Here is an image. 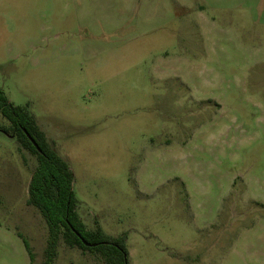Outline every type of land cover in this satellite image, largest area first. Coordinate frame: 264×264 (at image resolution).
<instances>
[{
    "label": "rangeland",
    "instance_id": "obj_1",
    "mask_svg": "<svg viewBox=\"0 0 264 264\" xmlns=\"http://www.w3.org/2000/svg\"><path fill=\"white\" fill-rule=\"evenodd\" d=\"M0 90L130 264H264V0H0ZM36 167L0 131V264H44Z\"/></svg>",
    "mask_w": 264,
    "mask_h": 264
},
{
    "label": "trees",
    "instance_id": "obj_2",
    "mask_svg": "<svg viewBox=\"0 0 264 264\" xmlns=\"http://www.w3.org/2000/svg\"><path fill=\"white\" fill-rule=\"evenodd\" d=\"M28 108L13 104L0 90V113L10 123L9 126L0 125V131L16 138L21 150H27L37 158V167L29 185L28 205L37 208L47 224L44 264L55 263L62 239L71 248L100 255L107 264H130L126 237L109 235L98 223L94 230L87 228L77 211L78 201L73 191L74 174L70 164L55 150ZM19 236L23 238L21 234ZM23 240L33 264L32 247L26 239ZM84 241L91 246H86Z\"/></svg>",
    "mask_w": 264,
    "mask_h": 264
},
{
    "label": "water",
    "instance_id": "obj_3",
    "mask_svg": "<svg viewBox=\"0 0 264 264\" xmlns=\"http://www.w3.org/2000/svg\"><path fill=\"white\" fill-rule=\"evenodd\" d=\"M28 137H29V139L32 141V143L34 144V146H35L38 150H40L39 146H38L37 143L34 141V139H33L31 136H29V135H28ZM84 244H85L86 246H91V244L88 243V242H86V241H84Z\"/></svg>",
    "mask_w": 264,
    "mask_h": 264
}]
</instances>
